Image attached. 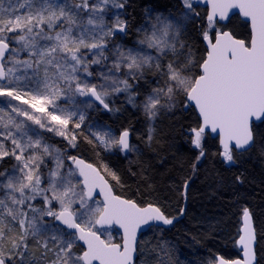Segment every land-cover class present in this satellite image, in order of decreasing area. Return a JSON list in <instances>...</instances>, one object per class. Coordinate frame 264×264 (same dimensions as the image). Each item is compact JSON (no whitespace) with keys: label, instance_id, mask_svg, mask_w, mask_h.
<instances>
[{"label":"snow or ice","instance_id":"obj_1","mask_svg":"<svg viewBox=\"0 0 264 264\" xmlns=\"http://www.w3.org/2000/svg\"><path fill=\"white\" fill-rule=\"evenodd\" d=\"M131 6L0 0V264H136L144 227L161 234L155 264H184L165 234L188 209L170 216L116 195L118 174L76 154L81 139L97 157L140 153L131 128L114 131L91 113L130 106L145 118L150 145L158 117L191 110L193 173L209 132L230 166L264 140V0H177L178 13L146 8L138 25L128 19ZM237 12L244 38L226 30ZM197 25L202 53L189 39ZM235 180L243 185V173ZM189 190V180L176 187L185 203ZM241 220L242 258L213 255L207 264H259L248 207Z\"/></svg>","mask_w":264,"mask_h":264},{"label":"trees","instance_id":"obj_2","mask_svg":"<svg viewBox=\"0 0 264 264\" xmlns=\"http://www.w3.org/2000/svg\"><path fill=\"white\" fill-rule=\"evenodd\" d=\"M176 3L177 0H132L128 19L138 25L146 8L165 14L178 13ZM198 29L199 25L189 27V39L202 53L201 45L197 44ZM226 30L239 38H244L249 31L237 15ZM131 42L132 37H129L128 43ZM120 104L118 101L117 106ZM90 118L111 126L117 132L122 127L131 128L132 141L140 148L139 154H129L127 158L107 153L97 157L91 146L81 139L77 155L92 163L102 161L120 177V183L112 181L116 195L133 199L141 206L157 204L170 216L178 215L181 207L188 209V214L165 234V239L178 250L176 254L184 260V264H200L201 261L207 264L213 255L237 259L239 251L235 239L238 238L243 207H248L253 215L258 236L257 260L259 264H264V140L257 137L255 146L242 158V162L230 166L218 156V139L207 135L206 155L193 173L192 165L196 161L188 136L196 123L191 110L185 112L181 106L175 114L166 113L158 117L150 145L145 139L148 126L145 118L130 106L127 111L115 115L91 113ZM261 131L264 132V127ZM241 173L245 179L243 185L235 180ZM185 180L190 183L187 203L176 191L177 185ZM113 234V240L120 241V235L115 230ZM145 236L147 239L143 242ZM160 240L159 232L148 230L143 234L140 238L143 255L139 256L136 264H155L153 249ZM145 256L153 260L145 263Z\"/></svg>","mask_w":264,"mask_h":264},{"label":"water","instance_id":"obj_3","mask_svg":"<svg viewBox=\"0 0 264 264\" xmlns=\"http://www.w3.org/2000/svg\"><path fill=\"white\" fill-rule=\"evenodd\" d=\"M201 7L203 8L204 6H201ZM236 15L240 18L241 21H243V18L239 16L238 12H237ZM208 135H209L210 137H212V138H217V139H218V137L214 136V135L211 134L210 132L208 133ZM218 142H219V139H218ZM145 206H146V205H145ZM241 223H242V220H241ZM240 226H241V225H240ZM115 230H116L118 233H120V230H119V229H115ZM148 230H149V229H148L147 227H144L143 230H142V233H138V237H139V239H140L141 235L144 234V233H146ZM120 237H121V235H120ZM237 249H238V251H239V257H238V258H242L241 254H240V250H239L238 247H237Z\"/></svg>","mask_w":264,"mask_h":264},{"label":"bare ground","instance_id":"obj_4","mask_svg":"<svg viewBox=\"0 0 264 264\" xmlns=\"http://www.w3.org/2000/svg\"><path fill=\"white\" fill-rule=\"evenodd\" d=\"M144 259H145V260L147 259L146 256H145ZM150 260H153V258H152V257H149V259H147L145 263H148Z\"/></svg>","mask_w":264,"mask_h":264},{"label":"rangeland","instance_id":"obj_5","mask_svg":"<svg viewBox=\"0 0 264 264\" xmlns=\"http://www.w3.org/2000/svg\"><path fill=\"white\" fill-rule=\"evenodd\" d=\"M114 235V234H113ZM150 237V236H149ZM149 237H148V239H149ZM106 238V237H105ZM147 239V236H145L144 237V239H143V242L145 241Z\"/></svg>","mask_w":264,"mask_h":264}]
</instances>
